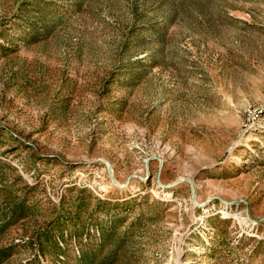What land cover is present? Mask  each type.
I'll return each instance as SVG.
<instances>
[{"label":"rangeland","instance_id":"obj_1","mask_svg":"<svg viewBox=\"0 0 264 264\" xmlns=\"http://www.w3.org/2000/svg\"><path fill=\"white\" fill-rule=\"evenodd\" d=\"M0 264H264V0H0Z\"/></svg>","mask_w":264,"mask_h":264}]
</instances>
